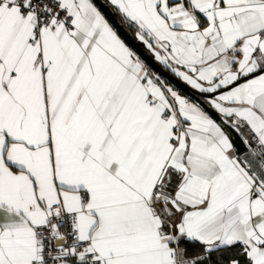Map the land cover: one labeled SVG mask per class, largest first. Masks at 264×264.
<instances>
[{
    "label": "snow or ice",
    "instance_id": "snow-or-ice-1",
    "mask_svg": "<svg viewBox=\"0 0 264 264\" xmlns=\"http://www.w3.org/2000/svg\"><path fill=\"white\" fill-rule=\"evenodd\" d=\"M0 264H264V0H0Z\"/></svg>",
    "mask_w": 264,
    "mask_h": 264
}]
</instances>
